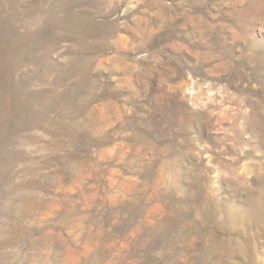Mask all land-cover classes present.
Segmentation results:
<instances>
[{"label": "rangeland", "instance_id": "374dc122", "mask_svg": "<svg viewBox=\"0 0 264 264\" xmlns=\"http://www.w3.org/2000/svg\"><path fill=\"white\" fill-rule=\"evenodd\" d=\"M0 264H264V0H0Z\"/></svg>", "mask_w": 264, "mask_h": 264}]
</instances>
